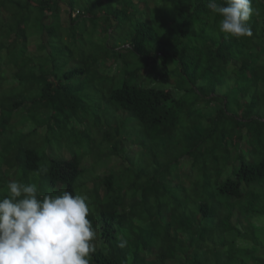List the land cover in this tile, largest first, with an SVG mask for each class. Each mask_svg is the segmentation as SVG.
I'll list each match as a JSON object with an SVG mask.
<instances>
[{"label":"trees","instance_id":"obj_1","mask_svg":"<svg viewBox=\"0 0 264 264\" xmlns=\"http://www.w3.org/2000/svg\"><path fill=\"white\" fill-rule=\"evenodd\" d=\"M1 2L19 5L14 38L0 40V59L5 52L6 64L16 70L5 89L0 80L4 94L22 87L26 79L21 61L28 56L31 39L22 29L26 21L34 18L44 26L52 17L65 26L60 12L67 8L68 26L81 19L86 30L103 18L106 37L93 52L81 45L82 53L73 57L78 65L63 72V62L61 68L48 65L52 55L40 56L39 64L32 65L40 70L36 79L41 81L29 101L32 128L18 131L20 122L13 121V112L26 101L0 104V196L8 194L7 183L13 180L37 183L41 192L63 186L73 194H86L89 218L101 242L92 264H202L200 253L207 247L200 243L224 232L253 248L250 254L245 245L240 254L233 246L224 264H264V238L230 225L235 209L245 216L263 212L254 210L252 197L257 195L254 187L264 181V0H252L248 24L253 34L240 39L219 31L221 18L206 7L207 0H166L158 8L164 9L162 15L154 19L140 16L149 0ZM41 44L51 54L48 44ZM102 57L118 62L119 86L113 84L115 76L108 80L97 71ZM150 68L168 85L145 84L143 76ZM96 75L108 81L104 114L92 129L74 134L70 120L85 111L87 102L63 81L83 77L80 85L85 80L90 84ZM224 83L237 94L240 114L228 112L227 95L217 90ZM200 99L206 101L202 111L196 108ZM251 138L258 159L231 153L236 143L238 149L241 142L249 146ZM182 145L187 146L177 149ZM52 146L53 155L46 152ZM128 147L136 149L131 154ZM61 151L69 158L55 155ZM181 161L184 172L189 168L186 179L176 172ZM186 209L191 215L186 216ZM185 231H193L189 243L177 237ZM122 240L127 241L123 248Z\"/></svg>","mask_w":264,"mask_h":264},{"label":"rangeland","instance_id":"obj_2","mask_svg":"<svg viewBox=\"0 0 264 264\" xmlns=\"http://www.w3.org/2000/svg\"><path fill=\"white\" fill-rule=\"evenodd\" d=\"M2 0H0V40L4 36L7 37L6 40H10V38H14V31L17 30V24L16 21L18 19V12L16 10H19V5L14 4H6V5H1ZM9 2V0H7ZM163 4L167 5L166 0H149V4L146 7H143L140 12V16H148L150 19H154L155 17H159L162 15L164 9L159 10L161 6H164ZM22 5V4H21ZM29 6V5H28ZM62 8V7H61ZM103 14V10H101V13ZM60 17L62 18V22L65 23L66 19V24L65 26H61L55 19H52V17H47V22L44 26H40L38 21H35L34 18L26 21L25 23L22 24V29L26 32V35L30 37V45H29V50L27 52L28 56L26 57H21L22 63H24V68H23V74L26 77L25 82L23 86L19 87H11L10 91L7 93L0 92V104H10L13 102L14 99H22L26 101L23 106L19 107L16 109L13 114L14 118V125H16L18 122H20L18 126V131L19 129L22 130V128H32L33 124L30 123V114L28 113V109L30 107V102L31 99L33 98V94L35 92V89H38V87L41 85V81L36 79V76L40 74V70L36 71L32 65L39 64L41 57L43 55H52L51 58L48 57V65H56L59 68L62 66V62L65 64L64 68L61 70L63 72L64 70L73 68L74 66L78 65V60L73 59V57H78L83 49L82 47L85 48V43L87 44L86 50L89 51L91 50L92 52L94 51V47L101 44L102 40L106 37V35L102 34V28H103V18L100 21L95 22L96 25H88L86 30H82V20L79 19L77 22L79 23L78 25L74 24L68 26V11L67 8H62L60 12ZM86 22H89L88 20H85ZM42 36L46 37V41H43ZM5 38V37H4ZM75 39L79 40V42H74L76 41ZM41 42H45L48 44V46L51 48V54L47 53V45L46 44H41ZM82 45V47H81ZM44 46V47H43ZM5 52H2V58L0 59V80L1 82H4V86L2 87L5 89L6 87L9 86V83H12V79L14 78V72L16 71L13 66V74H12V68L10 65H7V61L5 60ZM71 54V56H70ZM108 55L109 52L107 53ZM12 56H17L16 53H12ZM113 60V61H112ZM100 61V62H99ZM99 64H98V70L100 74H102L106 79L109 80L110 77L115 76L114 79V85L119 86L122 76L119 77L118 73V62L115 59H111L109 61L106 59V57H102L99 59ZM11 65L12 63L9 62ZM46 68H44V71ZM42 71V72H44ZM118 73V74H117ZM61 74V73H60ZM140 75L143 76V73ZM94 82L88 83V82H83L81 85L80 83L83 81V77L80 78H74L71 80L63 81L64 84L68 85L73 91L78 92L77 94L81 97L82 100L87 102L85 111L83 109L80 110L76 114V117H73L70 122L72 126L74 127L75 131L74 134H78L81 131H83L86 128L92 129L95 123L97 122L98 118H101L104 114L103 110V103H105L106 99V89L107 86H104V84H107L108 81L104 80L102 77H94ZM143 78H145V84H150L152 86H157V87H165L168 85V83H165L163 80L160 81L159 77L156 75L154 77L153 70L150 68L148 71L144 73ZM141 79V77H140ZM108 85V84H107ZM85 86H88V89H84ZM231 84L224 83L221 87H219L217 90L222 94L226 93L227 95V109L229 113H232V110H235L237 114H240V110L237 107V104L235 103V100L237 98V94L235 92H230L229 87ZM84 89V90H83ZM108 89V88H107ZM21 92V93H20ZM244 101L250 102V99L248 97H245L243 99ZM206 101L204 99L199 100V104L196 107L197 109L201 110L205 107ZM209 109L211 108L208 106ZM102 108V110H101ZM206 110V112L210 110ZM22 114V115H19ZM42 115V114H41ZM75 116V115H74ZM116 115H113V117ZM77 117L84 118V122L80 124V122L77 120ZM112 117V118H113ZM77 121V122H75ZM114 123V122H113ZM89 126V127H88ZM196 126H192L191 131H195ZM73 133H70L72 135ZM247 142V141H246ZM241 145L237 146L234 145L233 147L230 148L231 153L234 154H242L248 161L256 160L257 155H258V150H256L257 145H256V140L254 138H251L249 142V146L246 145V148L243 142L240 143ZM54 146L56 144L54 143ZM187 145H182V147H177V149H183ZM262 147H264L262 145ZM136 148H129L128 147V153H133ZM263 150V149H262ZM41 151V150H40ZM264 151V150H263ZM47 153H52L56 152V148L54 149L53 146L52 148H48L46 150ZM173 149L170 150V156L171 158L173 157ZM56 156L61 157V158H69V155L66 153V151H61L60 153H55ZM167 155L163 156L165 158ZM89 160V159H88ZM88 160H84V164L88 163ZM113 161H117L116 158H114ZM164 161V160H163ZM185 161V160H184ZM188 162V161H187ZM184 164L185 162H179L178 166L179 169L176 170V172L179 173L181 176V179H186L188 178L187 176V171L184 172ZM173 166V164H171ZM3 170V169H1ZM186 173V174H185ZM183 174V175H181ZM186 182L187 181H183ZM254 188H257V191H254L255 197H252V200H255L254 203V210H261L263 212L261 213H256V212H251L249 216H245L242 214L240 211V215L237 209L234 211V216L230 218V225L236 229V231H243V229H250L252 233H257V236L261 238H264V181L260 185H256ZM256 204V205H255ZM182 209V207L180 208ZM224 213L228 214V211L222 210ZM191 215L190 212L186 209V216ZM244 216V221L238 220L239 217ZM220 220H221V216ZM210 225L213 223L210 221ZM171 225V231L174 233V230L172 229ZM223 226L220 228L222 229ZM206 229H209V225L206 226ZM193 233V231H185L182 232L181 234H177L178 239L186 240V243H189L190 239L189 236ZM230 232L228 233H223L218 235V237L214 240H210L208 237L205 238L204 240L200 243V246L206 245L204 249V253L201 252L200 254L202 257H204L205 261L202 264H224V262L227 261L228 255L230 252L228 249L235 248L240 251V254H242V251L245 250V245H247V250L250 252L253 251V248L251 247V243L248 241H245L244 239L238 237V235L235 236V238L231 237L229 235ZM96 244L99 245L101 244L99 240V236L96 240ZM222 244L225 246L223 247ZM208 249V251L206 250ZM250 252V254H251ZM231 255V254H230ZM236 259H239V255H232Z\"/></svg>","mask_w":264,"mask_h":264},{"label":"clouds","instance_id":"obj_3","mask_svg":"<svg viewBox=\"0 0 264 264\" xmlns=\"http://www.w3.org/2000/svg\"><path fill=\"white\" fill-rule=\"evenodd\" d=\"M206 7L221 18L226 37L252 36V0H207ZM7 193L0 196V264H92L98 229L86 194L63 186L41 192L37 183L18 180L7 183Z\"/></svg>","mask_w":264,"mask_h":264}]
</instances>
